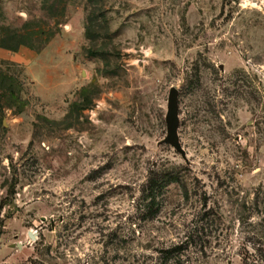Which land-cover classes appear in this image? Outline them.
<instances>
[{"label": "rangeland", "instance_id": "1", "mask_svg": "<svg viewBox=\"0 0 264 264\" xmlns=\"http://www.w3.org/2000/svg\"><path fill=\"white\" fill-rule=\"evenodd\" d=\"M20 47L0 264H264V0H0Z\"/></svg>", "mask_w": 264, "mask_h": 264}, {"label": "water", "instance_id": "2", "mask_svg": "<svg viewBox=\"0 0 264 264\" xmlns=\"http://www.w3.org/2000/svg\"><path fill=\"white\" fill-rule=\"evenodd\" d=\"M177 95H178V90L175 87H171L167 99V111L165 115L166 136L163 139V142L169 143L171 146H173L176 149V151L181 153L182 157H184L185 153L179 143L178 134H177V127H178Z\"/></svg>", "mask_w": 264, "mask_h": 264}, {"label": "crops", "instance_id": "3", "mask_svg": "<svg viewBox=\"0 0 264 264\" xmlns=\"http://www.w3.org/2000/svg\"><path fill=\"white\" fill-rule=\"evenodd\" d=\"M34 56L33 51L28 47H20L16 50L5 51L0 49V59L12 62H27Z\"/></svg>", "mask_w": 264, "mask_h": 264}]
</instances>
